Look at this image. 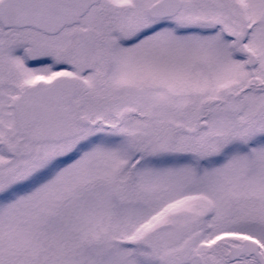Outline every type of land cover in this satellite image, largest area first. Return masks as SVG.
I'll return each instance as SVG.
<instances>
[{
  "label": "snow or ice",
  "instance_id": "1",
  "mask_svg": "<svg viewBox=\"0 0 264 264\" xmlns=\"http://www.w3.org/2000/svg\"><path fill=\"white\" fill-rule=\"evenodd\" d=\"M0 264H264V0H0Z\"/></svg>",
  "mask_w": 264,
  "mask_h": 264
}]
</instances>
